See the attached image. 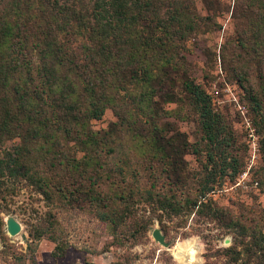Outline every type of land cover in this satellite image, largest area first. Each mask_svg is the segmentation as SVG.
<instances>
[{"label":"rangeland","instance_id":"rangeland-1","mask_svg":"<svg viewBox=\"0 0 264 264\" xmlns=\"http://www.w3.org/2000/svg\"><path fill=\"white\" fill-rule=\"evenodd\" d=\"M192 1L199 27L179 44L186 62L168 81L176 101L164 94L150 104L160 117L148 141L111 108L87 123L110 142L87 149L61 133L51 146L0 131V264H264V68L240 41L259 11L248 0ZM39 7L0 0V36L5 19L21 31L26 21L35 41ZM187 81L204 97L199 104ZM202 105L214 117L212 140ZM73 158L78 165L65 163ZM8 217L20 224L16 235Z\"/></svg>","mask_w":264,"mask_h":264},{"label":"trees","instance_id":"trees-1","mask_svg":"<svg viewBox=\"0 0 264 264\" xmlns=\"http://www.w3.org/2000/svg\"><path fill=\"white\" fill-rule=\"evenodd\" d=\"M39 3L43 23L35 41L26 21L22 31L8 19L1 25L0 131L21 135L24 143L43 139L51 146L59 144L56 133H61L87 149L105 140L110 142L108 133L100 141L99 132L87 123L101 118L111 108L120 124L148 141L150 129H158L160 117L150 104L164 94L167 100L176 101L175 92L168 89V81H172L171 72L178 73L186 62L179 44L199 27L193 1L39 0ZM247 4L259 13L246 37L240 39L241 47L247 54L262 59L264 68V0H248ZM17 8L14 2L10 11L16 13ZM79 37L83 41L77 43ZM172 44L178 48L176 53L169 51ZM243 78L248 80L244 74ZM185 87L198 104L204 100L197 85L187 81ZM251 93L261 106L259 96ZM199 116L203 118L206 136L214 139V117L206 105L200 108ZM138 122L143 124L137 130ZM21 130L28 135H22ZM20 150L17 147L10 157L17 161ZM109 151L120 153L117 146ZM261 152L264 157V142ZM79 161L73 158L65 163L78 165ZM57 164L60 165L59 161ZM213 186L208 190H213ZM55 248L59 250L58 245ZM233 253L238 251L234 249ZM63 255L59 251L58 256Z\"/></svg>","mask_w":264,"mask_h":264},{"label":"water","instance_id":"water-1","mask_svg":"<svg viewBox=\"0 0 264 264\" xmlns=\"http://www.w3.org/2000/svg\"><path fill=\"white\" fill-rule=\"evenodd\" d=\"M6 229L10 235H16L20 232L21 227L20 224L13 217H8L6 219ZM151 234L152 237L160 244L164 245L165 247L169 245V243L165 241L164 235L160 232L158 228H154Z\"/></svg>","mask_w":264,"mask_h":264}]
</instances>
